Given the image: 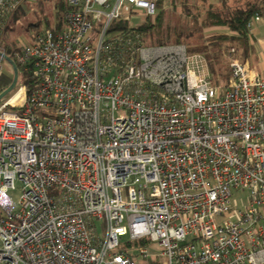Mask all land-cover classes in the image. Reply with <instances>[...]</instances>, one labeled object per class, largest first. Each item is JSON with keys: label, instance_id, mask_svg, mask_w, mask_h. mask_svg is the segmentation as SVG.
I'll return each instance as SVG.
<instances>
[{"label": "built area", "instance_id": "2783aa9c", "mask_svg": "<svg viewBox=\"0 0 264 264\" xmlns=\"http://www.w3.org/2000/svg\"><path fill=\"white\" fill-rule=\"evenodd\" d=\"M48 1L14 53L33 83L0 101V264H264L259 67L232 50L213 85L186 46L109 33L161 0H0V33Z\"/></svg>", "mask_w": 264, "mask_h": 264}, {"label": "trees", "instance_id": "16d2710c", "mask_svg": "<svg viewBox=\"0 0 264 264\" xmlns=\"http://www.w3.org/2000/svg\"><path fill=\"white\" fill-rule=\"evenodd\" d=\"M169 1L170 8L167 10L162 1L158 4L156 10L159 8V11L154 14L155 20L148 18L142 25L133 28L130 27L129 20L122 19L112 23L109 33L133 32L134 40L139 46L184 45L189 53L200 54L207 59L213 85L229 83L232 50H234L233 58L243 63H248L253 59L255 55V49L251 43L253 29L249 28V23L257 14L264 17V0ZM171 10L180 13L181 22L172 21ZM24 16L25 13L19 11L13 19H20ZM32 26L38 29L40 25ZM217 29L224 32L214 33ZM208 31L213 34H209ZM2 48L17 64L18 82L31 85L34 80L32 70H26L15 59L17 44L15 43V48L11 49L5 42ZM4 63L9 65L10 73L0 72V94L11 86L14 78L13 69L7 61L1 60L0 66Z\"/></svg>", "mask_w": 264, "mask_h": 264}, {"label": "rangeland", "instance_id": "374dc122", "mask_svg": "<svg viewBox=\"0 0 264 264\" xmlns=\"http://www.w3.org/2000/svg\"><path fill=\"white\" fill-rule=\"evenodd\" d=\"M163 2L164 8L167 10L170 8V1L169 0H161ZM40 10H36L32 12V16L25 15L23 18L20 19H13L8 26L5 28L4 33H0V36L3 37L2 44H9L11 49L15 48V43L17 46H19L20 40H23L25 42H31V36L34 33V24H39V29H43L46 27V22L51 20L52 18V2L48 1L45 3L43 8H39ZM159 11V8L156 10V13ZM148 12L146 10L142 9H136L133 11L132 14L127 15V18H129V24L130 27L137 28L140 25H142L148 18L155 20V15L148 16ZM170 16L172 21L179 23L181 22L180 13L176 10H171ZM224 31L221 30H215L214 33H222ZM209 34L210 33L208 31ZM208 35V34H206ZM209 37V36H208ZM5 38V42H4ZM0 72H9L10 73V67L7 63H4L0 66ZM248 191L246 192H239L234 193L232 197V202L236 201L238 204L239 209H244V205L247 203L248 198ZM10 197L14 205V209H19V203L22 197V189L20 182L16 183V188L10 192ZM227 217L225 218H217L218 223H222ZM154 250L156 253L160 252L161 250L158 247H154Z\"/></svg>", "mask_w": 264, "mask_h": 264}, {"label": "crops", "instance_id": "0c3cea01", "mask_svg": "<svg viewBox=\"0 0 264 264\" xmlns=\"http://www.w3.org/2000/svg\"><path fill=\"white\" fill-rule=\"evenodd\" d=\"M251 43L255 49V55L250 60L251 66L259 67L262 75L264 76V17L257 21L252 30Z\"/></svg>", "mask_w": 264, "mask_h": 264}, {"label": "water", "instance_id": "95a60500", "mask_svg": "<svg viewBox=\"0 0 264 264\" xmlns=\"http://www.w3.org/2000/svg\"><path fill=\"white\" fill-rule=\"evenodd\" d=\"M2 56L5 59V61H7L10 64V66L12 67L13 72H14V78H13V82H12L11 86L7 90H5L3 93L0 94V101L3 98L7 97L15 89V87L18 83V80H19V71H18L17 64L6 54H2Z\"/></svg>", "mask_w": 264, "mask_h": 264}]
</instances>
